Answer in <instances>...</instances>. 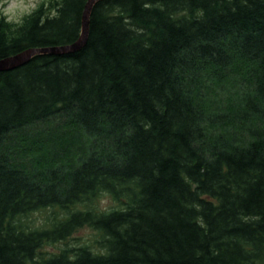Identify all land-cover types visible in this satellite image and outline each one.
Masks as SVG:
<instances>
[{"label":"trees","instance_id":"16d2710c","mask_svg":"<svg viewBox=\"0 0 264 264\" xmlns=\"http://www.w3.org/2000/svg\"><path fill=\"white\" fill-rule=\"evenodd\" d=\"M87 1L1 13L0 59L74 43ZM60 118L80 150L12 147ZM0 264H264V0H98L80 49L0 71Z\"/></svg>","mask_w":264,"mask_h":264},{"label":"rangeland","instance_id":"374dc122","mask_svg":"<svg viewBox=\"0 0 264 264\" xmlns=\"http://www.w3.org/2000/svg\"><path fill=\"white\" fill-rule=\"evenodd\" d=\"M42 0H0V14H4L8 17V19L19 22L23 19V17L30 13ZM49 127H56L57 133L65 134L66 139L72 144L69 146L68 153L73 154L74 152L81 149L83 145V136L80 134V131L73 126L72 122L68 119H58V120H50L44 123H39L34 126L28 127L22 131L13 133L14 141L16 142L12 144V147L19 148L16 151H21L24 147L25 143L23 140V136L25 134H32L33 136L37 132V130H48ZM18 134H21L20 136ZM17 136V137H16ZM22 136V137H21ZM16 137V138H15ZM21 137V138H20ZM26 138V137H25ZM17 145V147L15 146ZM114 202L111 197L108 195H103L98 200V206L101 209H105L113 206ZM47 211H38L31 214L27 218V222L30 225H43L46 222ZM99 233L94 230L92 227L85 225L79 228L71 237V239L67 242L68 245H77L80 243H87L93 246L96 250L99 248L97 244V239H99ZM65 246L63 243L57 244H48L45 245L44 251L47 252H56L59 251L60 247Z\"/></svg>","mask_w":264,"mask_h":264},{"label":"water","instance_id":"95a60500","mask_svg":"<svg viewBox=\"0 0 264 264\" xmlns=\"http://www.w3.org/2000/svg\"><path fill=\"white\" fill-rule=\"evenodd\" d=\"M97 1L98 0H88L87 1L84 12H83L81 35L78 38V40H76L74 43L60 45V46H49V47L26 49L15 55L0 59V71L16 68L26 63L33 56L38 55V54H45V53L64 54V53H68V52H72V51H76L80 49L87 41L88 34H89L90 14H91L94 4Z\"/></svg>","mask_w":264,"mask_h":264}]
</instances>
